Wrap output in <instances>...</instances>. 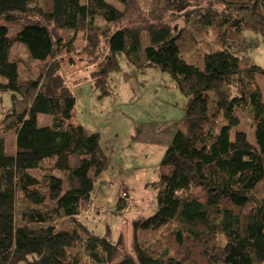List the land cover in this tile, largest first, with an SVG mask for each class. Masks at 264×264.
Here are the masks:
<instances>
[{
	"label": "trees",
	"instance_id": "1",
	"mask_svg": "<svg viewBox=\"0 0 264 264\" xmlns=\"http://www.w3.org/2000/svg\"><path fill=\"white\" fill-rule=\"evenodd\" d=\"M206 1L184 12L182 24L138 26L129 24L141 13L136 0H0V91L13 99L0 113V135H14L11 155L0 137V264L26 261L36 243L45 244L41 264H264V89L257 78L264 67L247 54L248 42H224L245 31L256 46L264 42V0ZM181 2L150 0L147 13ZM17 23L18 30L10 25ZM16 42L26 64L83 57L99 99L110 96V75L126 58L158 67L185 97L182 128L153 183L155 212L132 221V254L123 234L113 242L80 221L110 157L98 132L73 121L77 95L58 62L46 76H24L19 57H11ZM239 111L247 112L256 145L231 139ZM41 113L51 115L46 126L38 125Z\"/></svg>",
	"mask_w": 264,
	"mask_h": 264
},
{
	"label": "rangeland",
	"instance_id": "2",
	"mask_svg": "<svg viewBox=\"0 0 264 264\" xmlns=\"http://www.w3.org/2000/svg\"><path fill=\"white\" fill-rule=\"evenodd\" d=\"M136 1L141 13L132 17L129 24L138 26L156 22L182 24L184 12L191 7L204 8L207 4L206 0H182L180 5L174 6L175 9L163 8L162 11L149 14L150 0ZM10 25L16 26L17 30L21 26L20 23ZM253 38V33L245 31L241 36L225 37L224 42H248L251 45L247 46V54L256 64L264 67V42L259 41L256 46L257 42L251 43ZM75 44L78 48L84 44L81 35H78ZM11 57H19L17 60L24 76L37 77L40 72L42 75L52 73L50 64L58 62L57 73L77 95L73 121L90 131L98 132L101 146L110 157L109 168L102 174L107 175V178L96 184L92 204L80 216V221L96 235L108 234L113 242H117L120 234H123L126 250L132 254V221L147 218L155 212L157 199L153 183L175 131L178 127L182 128L185 97L167 73L158 67L138 68L127 58L120 60L119 70L110 75V96L100 100L98 91L94 90L89 81L92 79L93 67L75 53L60 56L54 61L28 59L29 63L26 64V49L16 42L12 46ZM257 78L264 89V76L259 75ZM0 79L3 80L1 76ZM12 102L9 91H0V113L8 110ZM109 105H112V113ZM239 114L240 122L232 130L231 139L244 136L256 145L254 127L247 112L239 111ZM50 121L51 115H38L39 126H46ZM0 137L6 142V154H13V133H2ZM70 161L72 166H76L77 156H72ZM121 199H124L125 206L118 209L116 204ZM144 233V230L138 231L141 237ZM44 248L43 243L33 244L31 254L19 264H41Z\"/></svg>",
	"mask_w": 264,
	"mask_h": 264
},
{
	"label": "bare ground",
	"instance_id": "3",
	"mask_svg": "<svg viewBox=\"0 0 264 264\" xmlns=\"http://www.w3.org/2000/svg\"><path fill=\"white\" fill-rule=\"evenodd\" d=\"M104 98H105V97H104ZM101 99H102V98H101ZM101 99H100V100H101ZM109 106H110V107H109V110H111L110 108H112V105H109ZM95 108H96V107H95ZM99 108H100V107H99ZM106 178H107V175L104 174V175L100 178V180H103V179L105 180Z\"/></svg>",
	"mask_w": 264,
	"mask_h": 264
},
{
	"label": "crops",
	"instance_id": "4",
	"mask_svg": "<svg viewBox=\"0 0 264 264\" xmlns=\"http://www.w3.org/2000/svg\"><path fill=\"white\" fill-rule=\"evenodd\" d=\"M89 82H87V84H88ZM86 84V83H85ZM107 99V98H106ZM111 110H110V113H112V111H113V109L112 108H110Z\"/></svg>",
	"mask_w": 264,
	"mask_h": 264
}]
</instances>
